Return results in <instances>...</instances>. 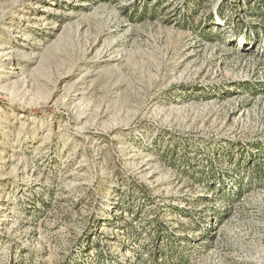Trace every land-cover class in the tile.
Returning a JSON list of instances; mask_svg holds the SVG:
<instances>
[{
	"label": "rangeland",
	"instance_id": "obj_1",
	"mask_svg": "<svg viewBox=\"0 0 264 264\" xmlns=\"http://www.w3.org/2000/svg\"><path fill=\"white\" fill-rule=\"evenodd\" d=\"M248 1L0 0V264H264V180L203 181L264 144Z\"/></svg>",
	"mask_w": 264,
	"mask_h": 264
},
{
	"label": "trees",
	"instance_id": "obj_2",
	"mask_svg": "<svg viewBox=\"0 0 264 264\" xmlns=\"http://www.w3.org/2000/svg\"><path fill=\"white\" fill-rule=\"evenodd\" d=\"M251 2V5L249 3ZM248 3L238 2L237 4H234V6H231L236 13V16L239 15V12L246 14V13H251L252 15L255 16V18L260 22L258 27H255V30H252L251 34L253 35L252 37L258 38L259 35L263 36L264 35V0H250ZM237 3V2H236ZM244 5V6H243ZM259 6V7H257ZM238 7V8H237ZM240 7V8H239ZM222 9V8H221ZM220 12V11H219ZM211 15V12H210ZM209 16V15H208ZM222 17V16H221ZM250 34V33H248ZM243 35L239 36L242 37ZM262 145V146H261ZM260 146L257 144L256 145V151L251 150L252 147L244 150L243 153L238 154V158L235 162H233L231 159V154H227L228 160L231 161L232 163L230 164V167H232V170H228L225 168L223 171V174H218L217 173H211L209 177H203V181L207 183L209 187H212L213 184L215 186L217 185L216 190H220V194L217 196V198L221 201L224 202H237L241 195L244 187H248L251 185L252 182H257L259 183L260 181L262 182L264 180V144H261ZM233 148L236 149V145H233ZM244 179H246V183L244 184ZM230 182L232 184V189L228 191V193L224 194L226 191V188L224 186V182ZM215 189V188H214ZM129 209V208H127ZM213 212L211 219H216L219 224H222V216L224 215L221 210L218 208L213 207ZM98 219L95 217V221L93 217L91 216V212L88 217V221L85 224L82 232L78 235L77 240H85L86 241V246L87 248H91V243L89 241V238L85 237L89 232H91V222L93 224H97ZM205 225V224H204ZM204 225H199L198 227H202L201 229L204 230V237L211 238V233H210V226H204ZM97 227V225H95ZM99 226H103V223H100ZM162 224L158 223L157 221L155 222L154 226V234H153V240L155 242L160 239V233L162 230ZM76 240V241H77ZM153 253V252H152ZM155 258V256H154ZM153 258V259H154ZM22 259V258H21ZM63 264H67L66 261H64Z\"/></svg>",
	"mask_w": 264,
	"mask_h": 264
}]
</instances>
